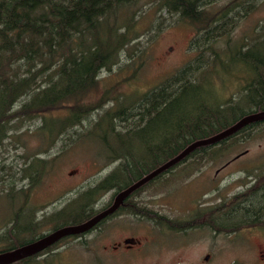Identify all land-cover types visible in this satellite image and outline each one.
<instances>
[{"label": "rangeland", "instance_id": "obj_1", "mask_svg": "<svg viewBox=\"0 0 264 264\" xmlns=\"http://www.w3.org/2000/svg\"><path fill=\"white\" fill-rule=\"evenodd\" d=\"M74 1L78 0H0V33L14 31L23 19L37 13L47 15L41 31L22 34L16 45L32 69L41 71L47 84L61 91L90 75L87 61L90 34L79 36L52 22ZM106 1L105 12L98 16L95 26L105 24L118 32L127 31L128 41L100 69L96 89L77 102L95 104L104 98V93L109 98L106 108L114 106L113 98L118 95H130L125 99L128 102L183 66L207 75L213 92L217 90L234 101L259 95V87L249 78L250 68L233 58L232 53L242 47L264 57V0H199V9L216 18L209 29L202 31L192 27L184 17L178 4L185 0ZM31 42L39 46L38 56L27 50ZM130 53L137 59L132 65ZM121 67L126 68L121 71ZM63 113L57 110L54 116ZM96 116L94 111L91 118ZM40 122L41 117L23 121L22 127L1 148L0 235L20 205L23 215L19 224L25 228L30 210L36 219H43L80 191L101 181L116 165L106 163L108 154L95 137H65L49 144L38 133ZM140 148L135 149L142 151ZM243 151L246 153L222 166ZM40 152V156L49 159L48 165L36 184L29 186L28 180L17 179L16 172L26 156ZM188 163L177 165L135 195L137 203L149 211L146 215L119 212L85 234L84 247L78 239L69 238L31 263L22 264L43 263L49 256L51 264H260L257 262L264 248L261 236L240 230L232 235L217 234L214 239L206 228L170 233L162 226L160 217L188 216L199 201L213 194L216 200L227 198L245 187L250 179L262 178L264 125L252 139L228 153L224 161L202 160L195 162L192 169ZM20 187L26 191L7 196L10 188L13 192ZM113 192L114 189L101 193L94 208H102ZM61 219L53 218L51 224L40 225L34 234L24 232L21 236L30 238L46 233ZM126 238H134L136 242L127 247ZM206 254H210L208 261L204 260Z\"/></svg>", "mask_w": 264, "mask_h": 264}, {"label": "trees", "instance_id": "obj_2", "mask_svg": "<svg viewBox=\"0 0 264 264\" xmlns=\"http://www.w3.org/2000/svg\"><path fill=\"white\" fill-rule=\"evenodd\" d=\"M198 3L199 0H185L178 6L192 27L200 31L207 30L216 18L213 14L200 10ZM106 5V0L74 1L52 20L60 28L76 35L91 36V49L87 58L90 75L87 79L79 78L65 91L47 84L41 71L32 69L16 45V39L22 34L41 31L42 22L47 20L45 13H37L23 19L19 27L12 32L0 33V153L7 140L22 127L23 121L41 117L37 130L49 144L65 137H95L108 154L106 163H116L113 170L101 181L80 191L63 207L43 216V219H36L34 212L30 210L25 228L19 224V218L23 215L22 210L20 211L23 205H20L21 208H18L11 218L12 221H9L10 225L0 235V243H3L0 252L44 235L45 233H41L30 238L21 236L24 232L34 234L40 225L51 224L53 218L63 219L53 223L52 230L88 219L104 208H94V203L101 193L111 189L119 191L127 187L175 156L192 141L211 136L248 113L264 111V57L258 52L242 47L235 49L232 57L250 68L249 78L259 87V95L256 98L234 101L217 90L213 92L207 75L195 73L188 66H183L151 89L135 94V99L128 102L125 99L130 95H118L112 100L114 106L106 108L104 106L109 99L106 97L107 93L95 104L77 102L79 98L96 89L100 69L108 64L128 41L127 31L118 32L105 24L95 26L98 16L105 12ZM27 50L37 56L40 54L39 46L32 42L27 45ZM128 58L132 59L131 65L137 61L132 53ZM125 68L121 67L120 70ZM57 110H63L64 113L54 116ZM94 111L97 116L91 118ZM261 125H264V120L249 123L216 143L195 148L172 167L134 190L115 212L102 219L92 229L62 237L39 253L12 264L31 263L35 257L56 248L61 241L69 238L78 239L80 246L84 247L86 240L82 237L119 212L146 215L149 211L135 199L141 189L179 164L189 161L187 165L192 169L195 162L202 160L224 161L228 153L252 139ZM136 147H142V151L136 150ZM41 152L26 156V160L16 172L19 173L18 180H28L29 186L36 184L49 161L47 157L40 156ZM2 168L3 165L0 164V170ZM24 190L25 188L20 187L12 192L10 188L7 196L13 197L18 192L22 194ZM43 260V263L35 264H51V256Z\"/></svg>", "mask_w": 264, "mask_h": 264}, {"label": "flooded vegetation", "instance_id": "obj_3", "mask_svg": "<svg viewBox=\"0 0 264 264\" xmlns=\"http://www.w3.org/2000/svg\"><path fill=\"white\" fill-rule=\"evenodd\" d=\"M245 153L239 154L238 157L234 156L222 166L232 163ZM117 192L114 190L103 209L112 204ZM215 197L216 195L213 194L209 199L199 201V204L188 216L162 215V226L170 233L178 234L186 233L192 229L206 228L209 236L214 239L217 234L232 235L241 230L246 231L249 235L261 236L259 238L264 240V175L262 178L250 179L245 187L227 198L216 200ZM126 245L131 247L133 244ZM263 251L264 248L261 249L260 260L258 259L257 263L264 264ZM209 257L210 254H206L204 260L208 261Z\"/></svg>", "mask_w": 264, "mask_h": 264}, {"label": "water", "instance_id": "obj_4", "mask_svg": "<svg viewBox=\"0 0 264 264\" xmlns=\"http://www.w3.org/2000/svg\"><path fill=\"white\" fill-rule=\"evenodd\" d=\"M260 120H264V111H255L252 113H248L242 116L241 118H239L237 121H235L228 127L220 130L219 132L211 136L192 141L175 156L168 159L159 166L155 167L154 169H152L151 171H149L148 173H146L141 178L137 179L127 187L118 191L114 197L112 204L107 208L100 210L99 212L95 213L93 216L89 217L88 219L80 223L61 226L48 233H45L44 235L38 237L37 239L31 242L21 244L10 250L0 252V264L15 263L26 257L39 253L40 251L54 244L62 237L87 232L88 230L92 229L102 219L115 212L118 209V207L123 203L124 199L128 195H130L134 190H136L137 188H139L140 186H142L143 184H145L146 182H148L158 174L162 173L166 169L172 167L174 164H176L184 157H186L189 153H191L195 148L199 146L216 143L232 135L233 133L240 130L245 125ZM238 156L239 154H237L235 157ZM135 242L136 240L134 238H126L124 240V243L126 244H134Z\"/></svg>", "mask_w": 264, "mask_h": 264}]
</instances>
